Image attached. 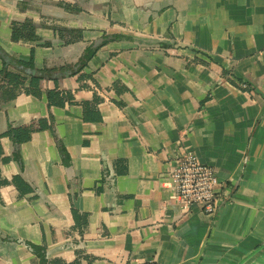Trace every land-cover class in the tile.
<instances>
[{"label":"crops","instance_id":"crops-1","mask_svg":"<svg viewBox=\"0 0 264 264\" xmlns=\"http://www.w3.org/2000/svg\"><path fill=\"white\" fill-rule=\"evenodd\" d=\"M27 20L39 41L13 42ZM0 51V73L3 56L43 73L41 98L0 92V264H39L32 246L67 264H264V0H0ZM55 89L74 102L50 106ZM185 147L217 171L213 216L176 198Z\"/></svg>","mask_w":264,"mask_h":264},{"label":"trees","instance_id":"trees-1","mask_svg":"<svg viewBox=\"0 0 264 264\" xmlns=\"http://www.w3.org/2000/svg\"><path fill=\"white\" fill-rule=\"evenodd\" d=\"M66 9H69L68 4H63ZM54 31L62 38L65 39L66 37V43H75L79 41L82 38V32L79 30H68V29H62V28H54ZM12 41L16 43H28V44H35L39 41V37L37 35V27L35 23L31 20H27L23 23L15 22L12 25ZM1 53V51H0ZM93 52H86V54L83 56V59L81 61L80 67L78 71H81L84 69L87 65V63L90 61V59L93 57ZM4 58V70L0 73V92H2L4 98L6 100H14L18 95L21 93H26L27 95H32L37 98L42 97V91L40 89V81L43 79V73L39 72L36 73L35 67L33 62H21L16 61L14 59H10L6 56H3ZM15 66L20 71L25 73L30 77L29 82L28 80L19 79L15 76H12L8 72L9 66ZM68 70L65 68H61L59 70L54 69L55 72L57 71H64ZM75 74V72H72L71 75ZM28 82V85L26 83ZM114 89L118 93H123L127 89L122 88L118 89L117 84L114 85ZM48 103L50 106H58V107H64L67 103L72 104L74 102V97L71 93H63L60 92L58 89L49 91L47 93ZM103 101L102 98L95 95L94 100L92 102H87L83 104L84 108V120L86 122H100L101 121V115L98 111V105ZM40 130H45L49 128L48 120H41L39 122ZM35 131V130H33ZM18 130H11L8 134L13 138L16 139L18 136ZM32 132V131H30ZM63 154L65 153V150L61 147L60 148ZM7 183L6 181H0V185ZM12 183L16 185L18 189H20L22 192L23 188H25L24 181L21 177L17 176L14 177L12 180ZM73 216L75 220V227L80 231L81 234L84 233L86 227H87V216L79 214L76 210H73ZM33 251L37 258L39 259V264H67L61 260H53L49 261L46 258V248L44 246H32Z\"/></svg>","mask_w":264,"mask_h":264},{"label":"built area","instance_id":"built-area-1","mask_svg":"<svg viewBox=\"0 0 264 264\" xmlns=\"http://www.w3.org/2000/svg\"><path fill=\"white\" fill-rule=\"evenodd\" d=\"M178 202L186 207H198L209 216L220 209V186L217 171L200 162L195 152L182 148L177 156L176 166L171 174ZM139 264H160L156 261Z\"/></svg>","mask_w":264,"mask_h":264}]
</instances>
